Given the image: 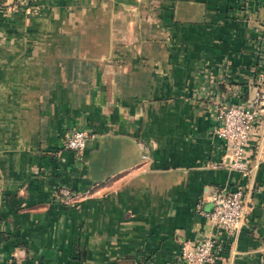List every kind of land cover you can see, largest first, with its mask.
<instances>
[{"label":"crops","instance_id":"crops-1","mask_svg":"<svg viewBox=\"0 0 264 264\" xmlns=\"http://www.w3.org/2000/svg\"><path fill=\"white\" fill-rule=\"evenodd\" d=\"M12 4L0 0V264H185L181 242L210 232L216 264H264V100L247 176L213 134L216 105L264 97V0ZM76 128L91 134L80 161L62 148ZM239 187L230 235L203 212Z\"/></svg>","mask_w":264,"mask_h":264},{"label":"built area","instance_id":"built-area-1","mask_svg":"<svg viewBox=\"0 0 264 264\" xmlns=\"http://www.w3.org/2000/svg\"><path fill=\"white\" fill-rule=\"evenodd\" d=\"M35 0H13L12 8H28ZM264 43V34H263ZM262 79V76H261ZM263 94L257 93L247 104L221 103L214 107L216 122L213 134L224 141V158L222 165L230 171H236L241 176H247L251 171L249 160L245 156V148L249 140L256 134V126L260 120ZM91 138V134L83 129H73L62 139V148L70 151L77 161L81 160L83 151ZM141 150H145V143L139 142ZM143 159L147 158L142 153ZM97 184L84 192L72 191L70 188L59 189V198L65 205H75L81 198L89 194ZM212 208L203 212L216 230L234 234L244 217V191L242 188L229 190L224 188L211 197ZM224 244L215 232L194 240H185L180 244L179 255L185 264H216L222 260Z\"/></svg>","mask_w":264,"mask_h":264}]
</instances>
